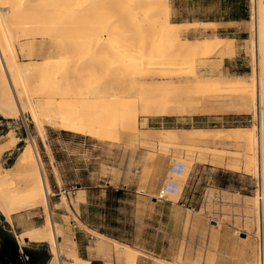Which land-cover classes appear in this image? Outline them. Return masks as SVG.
<instances>
[{
  "label": "rangeland",
  "instance_id": "374dc122",
  "mask_svg": "<svg viewBox=\"0 0 264 264\" xmlns=\"http://www.w3.org/2000/svg\"><path fill=\"white\" fill-rule=\"evenodd\" d=\"M252 4L251 0H170L169 19L183 24L182 39L219 36L230 37L234 42L232 55L200 58L207 61L203 64L198 60L195 64L199 74L222 79L255 76L252 67L261 54H252L251 41L255 34L264 30V25L254 32L251 30ZM244 13H247L246 18H242ZM234 18L239 22L208 21ZM19 42L17 47L26 40ZM258 42L264 45V38ZM186 70L182 69V72ZM260 73L264 75V69ZM122 84L139 95L150 92L149 87L139 82L124 81ZM226 101L227 105L240 106L236 96ZM69 103L72 106L77 101ZM220 105L213 103V106ZM40 114L45 140L39 137L29 112L11 117L0 114V142L9 132L17 143L0 154V170L4 172L11 166L27 142L35 141L49 181L50 210L61 229L58 240L64 249L75 248L73 258L66 259L64 264H121L116 260L113 248L109 250L105 246L103 249L100 245V242L111 245L112 237L107 233L122 238L120 242L134 248L137 264L264 263V237L261 238L264 220L259 218L262 216L257 205L260 178L264 174L258 175L254 164L257 139L253 142L158 140L165 127L215 130L257 124L258 119L251 113L194 114L200 115L196 117L201 122L185 119L162 124L155 121L168 116L175 120L184 115H138L123 130H117L119 133L113 140L63 130L57 122L47 124L44 116L50 111L43 110ZM146 134L152 137H144ZM49 147L54 151L55 161L47 157ZM174 160H180L186 166L183 175L173 176L180 183L179 191L156 202L153 199L171 176L170 165ZM237 160H240V167L235 169L233 165ZM58 171L64 174L65 180L54 182L52 173L57 176ZM108 189L123 190L124 194L118 198L108 193ZM187 190L194 194L191 199L186 198ZM262 190L264 193V187ZM43 217L40 207L15 212L10 220L0 213V235L17 243L20 252L26 249L43 253L44 259L39 264H49L52 255L47 243L27 240L23 245L19 243L20 234L42 224ZM260 226L263 235H260ZM101 231L107 232L104 233L107 238L98 235ZM22 258L30 261L25 252H22Z\"/></svg>",
  "mask_w": 264,
  "mask_h": 264
},
{
  "label": "bare ground",
  "instance_id": "6f19581e",
  "mask_svg": "<svg viewBox=\"0 0 264 264\" xmlns=\"http://www.w3.org/2000/svg\"><path fill=\"white\" fill-rule=\"evenodd\" d=\"M251 2L254 32L264 25V0ZM169 9L170 0H0V114L29 112L42 140L46 136L40 118L43 110L50 111L44 116L49 125L57 122L63 130L113 140L117 130L138 115L251 113L257 124L215 130L165 127L158 140L257 139L254 164L257 174H264V75L260 73L264 45L258 42L264 30L251 41L252 54H261L252 67L255 76L205 77L195 64L211 55H232V38L182 39L183 24L169 19ZM21 39L26 42L17 47ZM124 81L142 83L150 92L136 94L123 86ZM231 96L240 106L227 105ZM71 100L77 103L69 106ZM214 102L221 105L213 106ZM5 136L0 154L17 144L11 133ZM34 142H27L11 166L0 170V213L10 220L15 212L40 207L42 224L23 231L19 243L45 242L52 255L49 264H64L73 258L75 248L64 249L58 240L61 229L50 210L49 181ZM47 156L53 157L50 149ZM239 161L233 168L240 167ZM263 187L261 176L257 205L262 216L258 217L264 220ZM111 246L119 263L137 264V253L130 245L111 238Z\"/></svg>",
  "mask_w": 264,
  "mask_h": 264
},
{
  "label": "crops",
  "instance_id": "0c3cea01",
  "mask_svg": "<svg viewBox=\"0 0 264 264\" xmlns=\"http://www.w3.org/2000/svg\"><path fill=\"white\" fill-rule=\"evenodd\" d=\"M209 22H216V23H231V22H239L238 20H236V19H232V20H224V21H217V20H208ZM201 22H207V21H201ZM196 116H200V115H190V116H188V115H184V116H178V117H175V120H173L172 118H170L169 116L168 117H160V120H158V121H155V122H158V123H178V122H183V120H185V119H187V120H190L191 122H201V120H198V117H196ZM195 117L197 118V119H195ZM148 122H151V119H148ZM49 149H50V151L52 152V155H53V157H52V159L55 161V154H54V151L52 150V148L51 147H49ZM48 157V156H47ZM48 159L50 160V158L48 157ZM52 176H53V181L54 182H58L59 180L60 181H64L65 180V178H64V174H62V173H60L59 171H58V175L56 176L55 175V173H52ZM58 177H59V179H58ZM117 190V189H116ZM136 191V190H135ZM85 192H88L87 191V189H85ZM140 193H144V191H140ZM82 194V193H81ZM194 196V194L191 192V190H187V194H186V198H192ZM150 198H152V197H150ZM154 200V199H153ZM156 202H158V201H156ZM29 229V228H28ZM100 233H102V234H104V233H107V232H104V231H101ZM108 235H109V237H112L113 239H116V240H118V241H120V239L122 240V238H119L118 236H116V235H113V234H109V233H107ZM104 235H106V234H104ZM100 245H101V247L104 249V247L106 246V247H108V249L110 250V249H112V247H111V245H108V244H104L103 242H100Z\"/></svg>",
  "mask_w": 264,
  "mask_h": 264
},
{
  "label": "built area",
  "instance_id": "2783aa9c",
  "mask_svg": "<svg viewBox=\"0 0 264 264\" xmlns=\"http://www.w3.org/2000/svg\"><path fill=\"white\" fill-rule=\"evenodd\" d=\"M185 164L180 160H174L170 165L171 176L166 179L158 192L154 197L155 201H162L169 195H175L179 191L180 183L173 178V176H181L185 172Z\"/></svg>",
  "mask_w": 264,
  "mask_h": 264
},
{
  "label": "flooded vegetation",
  "instance_id": "af4514ba",
  "mask_svg": "<svg viewBox=\"0 0 264 264\" xmlns=\"http://www.w3.org/2000/svg\"><path fill=\"white\" fill-rule=\"evenodd\" d=\"M13 246H14V243L10 239L5 238L4 236L0 235V257L1 258L3 259L8 258L13 252ZM30 253H31V257H30V261L28 262L29 264H39L43 261L44 259L43 253L36 251V250H30Z\"/></svg>",
  "mask_w": 264,
  "mask_h": 264
},
{
  "label": "water",
  "instance_id": "95a60500",
  "mask_svg": "<svg viewBox=\"0 0 264 264\" xmlns=\"http://www.w3.org/2000/svg\"><path fill=\"white\" fill-rule=\"evenodd\" d=\"M22 252H25L27 256L31 257V253L29 250L22 249ZM22 252H20L19 245L15 243L13 246V252L8 258L3 259L0 257V264H29L28 259L22 258Z\"/></svg>",
  "mask_w": 264,
  "mask_h": 264
},
{
  "label": "trees",
  "instance_id": "16d2710c",
  "mask_svg": "<svg viewBox=\"0 0 264 264\" xmlns=\"http://www.w3.org/2000/svg\"><path fill=\"white\" fill-rule=\"evenodd\" d=\"M246 4H244V6H245ZM244 12H247V7H244ZM246 16H247V13H244V15H243V17L242 18H246ZM234 19H238V18H234ZM65 132V131H64ZM108 193H110V194H113V195H115L116 197H122L123 196V194H124V191L123 190H119V189H108Z\"/></svg>",
  "mask_w": 264,
  "mask_h": 264
}]
</instances>
